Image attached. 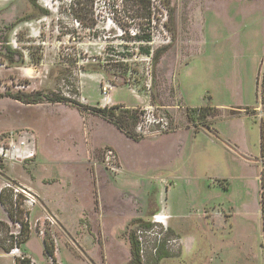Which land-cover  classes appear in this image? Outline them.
Returning a JSON list of instances; mask_svg holds the SVG:
<instances>
[{
    "label": "rangeland",
    "instance_id": "1",
    "mask_svg": "<svg viewBox=\"0 0 264 264\" xmlns=\"http://www.w3.org/2000/svg\"><path fill=\"white\" fill-rule=\"evenodd\" d=\"M167 1L154 6L150 48L164 51L153 65L109 0L93 29L68 16V1L41 0L48 15L37 16L0 0V142L31 137L35 149L30 161L0 166V192L11 181L36 197L33 264H51L46 237L59 264H129L139 217L156 224L138 235L141 264H264V0ZM8 50L22 61L9 62ZM37 92L138 110L128 121L138 140L72 103L9 97ZM144 112L167 130L138 135ZM7 215L0 204V222ZM0 264H15L1 242Z\"/></svg>",
    "mask_w": 264,
    "mask_h": 264
},
{
    "label": "trees",
    "instance_id": "2",
    "mask_svg": "<svg viewBox=\"0 0 264 264\" xmlns=\"http://www.w3.org/2000/svg\"><path fill=\"white\" fill-rule=\"evenodd\" d=\"M22 1L26 3V5L30 8V11L37 16L48 15V11L43 9L39 5V1L41 0H15ZM56 1V0H52ZM60 1H68L67 6V14L71 17V19L81 28L84 29H93V23L95 18L99 14H96V6L98 3L102 2V0H60ZM157 0H109V14L112 16L113 20L119 24V28L121 31L126 33H130L131 28L135 29L134 32L131 31L133 36H130L129 39L135 41L138 44V54L144 55L147 57H151L153 61V65L158 63L162 53L164 50H157L152 54L150 43L152 42V33L154 27L152 26V22L156 16L154 11V6ZM165 1L166 6H168L167 0H159V2ZM164 6V7H166ZM119 7V8H118ZM30 16H27L25 19H29ZM118 19L124 20V23H121ZM18 57V58H17ZM8 61L11 63L21 62L22 57L19 53L14 52L13 50H8ZM18 61H15V59ZM15 100H18L24 104H36L40 102H49V103H72L79 107L80 109L90 111L92 114L97 116H101L105 119L111 121L119 130L124 131L129 138L133 140H138L135 138L133 132H131L128 127L129 118H133L134 122L137 120L138 110H125L120 106H116L114 108H100V107H88L84 106L80 103H77L71 99H68L64 96H58L55 94H44L37 92L35 94H14L9 96ZM207 108H202L201 111H206ZM133 125V122H132ZM260 155L264 157V126L261 124L260 128ZM3 166V165H0ZM262 185L264 187V171L262 170ZM263 196V193H262ZM7 194L3 191L0 192V204H4L7 209L8 218H12V215L7 208ZM261 218H262V228L264 230V200L262 199L261 205ZM132 225H136L134 230H131L128 234V241L130 245V253H131V261L129 264H141L140 263V247L142 246V242L140 240L139 233L140 230H149V234H153L150 230L156 226L155 222L149 220L145 221L141 218L134 219ZM0 228L2 231L4 229L6 234V228L3 222H0ZM166 231V230H165ZM22 232L25 235V239L23 243L28 239L26 238L28 235V224L24 223L22 226ZM168 230L166 231V234ZM156 234V233H155ZM154 235V234H153ZM157 236L159 234H156ZM2 239H0L2 245ZM44 249L46 255L51 259L52 264H57L55 258V248L53 241L46 237L43 239ZM4 251L7 252V249L2 245ZM156 251V250H155ZM166 252H160L158 259L162 256H168ZM156 255V253H155ZM154 255V256H155ZM15 264H24L15 261Z\"/></svg>",
    "mask_w": 264,
    "mask_h": 264
},
{
    "label": "built area",
    "instance_id": "3",
    "mask_svg": "<svg viewBox=\"0 0 264 264\" xmlns=\"http://www.w3.org/2000/svg\"><path fill=\"white\" fill-rule=\"evenodd\" d=\"M150 115L144 112L139 118V122L136 126V133L138 135H145L150 125L162 126L164 130H167L168 122L161 118L150 119ZM35 156L34 140L28 137L26 141H16L10 137L6 141L0 142V165H7L16 162L30 161ZM7 194V208L12 215V218H8V221L3 222L6 226V234L2 236L0 229V237L2 239V245L7 249V254L13 258L14 261L24 264H33L30 257H28L23 249V240L25 235L22 232V226L27 223V216L29 210L36 204V197L22 186L13 182H6L2 190ZM8 217V215H7ZM48 223H53L54 219L47 216ZM40 235H44V230H40Z\"/></svg>",
    "mask_w": 264,
    "mask_h": 264
},
{
    "label": "crops",
    "instance_id": "4",
    "mask_svg": "<svg viewBox=\"0 0 264 264\" xmlns=\"http://www.w3.org/2000/svg\"><path fill=\"white\" fill-rule=\"evenodd\" d=\"M34 208V206L31 208V210H29V212H28V216H27V224H28V235H27V237L26 238H28L24 243H23V246H22V249H23V251H24V253L28 256V257H30L28 254H30V253H28L27 252V250H26V245L30 242V238H31V236L30 235H32L31 234V232L29 231L30 230V227H29V225L31 224V216H32V212H33V209ZM140 218V217H139ZM137 219V218H136ZM142 219V218H141ZM144 220V219H143ZM31 231H32V229H31ZM39 240H40V242H41V249H42V253H43V255L44 256H47L46 255V253H45V249H44V242H43V239H41V238H39ZM53 244H54V242H53ZM24 246H25V249H24ZM54 248H55V258H56V261H57V264H59L58 263V258H57V256L59 255V253H58V255H56V246H55V244H54ZM28 253V254H27ZM31 255V254H30ZM32 256V255H31ZM33 257V256H32ZM48 257V256H47ZM49 258V257H48ZM60 258V257H59ZM50 259V258H49ZM51 260V259H50ZM51 264H52V262H51ZM61 264H63L62 262H61Z\"/></svg>",
    "mask_w": 264,
    "mask_h": 264
},
{
    "label": "bare ground",
    "instance_id": "5",
    "mask_svg": "<svg viewBox=\"0 0 264 264\" xmlns=\"http://www.w3.org/2000/svg\"><path fill=\"white\" fill-rule=\"evenodd\" d=\"M162 218V217H161ZM162 220V219H161ZM160 222H163V221H160Z\"/></svg>",
    "mask_w": 264,
    "mask_h": 264
}]
</instances>
